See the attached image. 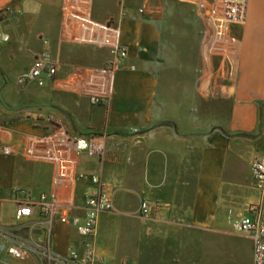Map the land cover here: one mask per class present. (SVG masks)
<instances>
[{"label": "crops", "instance_id": "1", "mask_svg": "<svg viewBox=\"0 0 264 264\" xmlns=\"http://www.w3.org/2000/svg\"><path fill=\"white\" fill-rule=\"evenodd\" d=\"M215 2L0 0L10 37L0 41V264H48L9 254L21 240L62 255L93 245L101 264H255L253 237L230 217L261 202L251 166L264 155L248 146V116L264 98V0H248L244 23L223 36ZM44 51L57 73L40 83L28 76ZM71 136L103 141L104 159L78 152ZM93 175L115 209L85 236L72 220L85 217ZM44 194L59 204L49 244L39 208L17 216ZM143 200L162 207L144 217Z\"/></svg>", "mask_w": 264, "mask_h": 264}, {"label": "built area", "instance_id": "2", "mask_svg": "<svg viewBox=\"0 0 264 264\" xmlns=\"http://www.w3.org/2000/svg\"><path fill=\"white\" fill-rule=\"evenodd\" d=\"M202 8L206 0H194ZM248 8V0H216L213 10L209 12L214 22L215 30L218 35L223 36L228 27L232 24H242L246 19ZM143 11V10H141ZM10 37L0 31V41H9ZM120 53V57H126L128 54L126 46H120L115 50ZM119 56V55H118ZM118 58L113 61L108 68L102 71L106 74L114 72L119 66ZM49 73L54 76L57 73V64L52 54L48 51L42 52L34 61L30 70L29 79H36L42 83L44 74ZM21 81H25L22 78ZM90 101L95 105H105L108 97L101 95L91 96ZM33 118L39 120L37 113ZM48 121H53L54 116L49 114ZM69 140L75 146L78 152L87 151L90 154H97L102 159L106 155V148L103 141L95 139H87L83 137H70ZM252 174L255 187L261 193L260 204H251L248 207V214L232 218V225L236 232L246 233L253 237L255 243L254 261L255 264H264V157L255 158L252 162ZM92 188L87 195V207L83 220L74 218L72 222L78 226L79 232L85 236H91L95 233L99 215L104 211H112L115 209L110 194L105 191V183L100 175L90 176ZM17 191H21L19 188ZM59 206L57 199L49 200L47 195H42L37 200L20 202L18 205L17 216L31 215L35 209H40L45 214V226L48 232V244L54 226V215ZM162 204L151 203L147 200L141 202L140 212L144 217L152 216V213ZM61 221L68 222V214L66 209ZM9 254L16 258H22L30 253H41L48 257V264H101L105 261V255L97 251L93 245H87L83 253L72 251L69 255L54 253L50 247L46 245L33 244L27 240H21L17 244H12L8 248Z\"/></svg>", "mask_w": 264, "mask_h": 264}, {"label": "rangeland", "instance_id": "3", "mask_svg": "<svg viewBox=\"0 0 264 264\" xmlns=\"http://www.w3.org/2000/svg\"><path fill=\"white\" fill-rule=\"evenodd\" d=\"M179 54V52H176L174 54V58L178 59L176 55ZM165 75L163 76V78ZM177 85V84H175ZM180 91V84H178L174 90V92L179 93ZM246 118V116H243ZM249 122L253 126V133L254 136L251 137V143L248 144L249 148L252 150V152L255 153V155L262 156L264 155V98L257 99L255 101V110L253 115H249ZM255 195L257 197V200L260 199V192L259 190H255Z\"/></svg>", "mask_w": 264, "mask_h": 264}]
</instances>
